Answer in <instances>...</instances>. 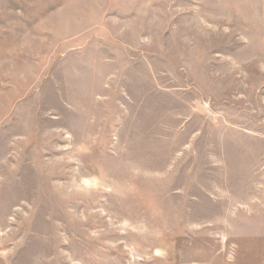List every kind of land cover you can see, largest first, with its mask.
Masks as SVG:
<instances>
[{
  "label": "rangeland",
  "instance_id": "374dc122",
  "mask_svg": "<svg viewBox=\"0 0 264 264\" xmlns=\"http://www.w3.org/2000/svg\"><path fill=\"white\" fill-rule=\"evenodd\" d=\"M0 264H264V0H0Z\"/></svg>",
  "mask_w": 264,
  "mask_h": 264
}]
</instances>
